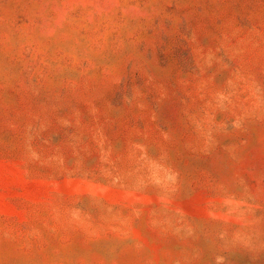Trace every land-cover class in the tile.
I'll return each instance as SVG.
<instances>
[{"label": "rangeland", "instance_id": "rangeland-1", "mask_svg": "<svg viewBox=\"0 0 264 264\" xmlns=\"http://www.w3.org/2000/svg\"><path fill=\"white\" fill-rule=\"evenodd\" d=\"M0 264H264V0H0Z\"/></svg>", "mask_w": 264, "mask_h": 264}]
</instances>
